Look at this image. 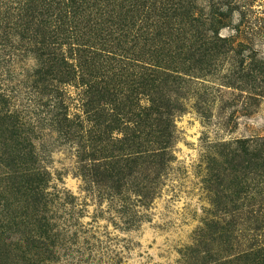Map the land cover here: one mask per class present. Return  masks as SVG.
Wrapping results in <instances>:
<instances>
[{
    "label": "rangeland",
    "instance_id": "1",
    "mask_svg": "<svg viewBox=\"0 0 264 264\" xmlns=\"http://www.w3.org/2000/svg\"><path fill=\"white\" fill-rule=\"evenodd\" d=\"M14 1L0 0V81L14 108L27 112L51 177L45 204L17 212L13 239L36 240L15 250L19 264L23 251L35 264H202L209 253L222 254L212 237L221 234L216 227L232 223L251 232L264 222V173L245 156L248 147L256 146L258 156L264 148V0H185L189 14L164 23L179 36L199 17L191 22L199 38L218 30L224 48L234 50L220 44L205 50L198 41L188 48L193 33L182 48L165 47L180 72L159 87L174 103L171 147L160 158L149 151L157 144L107 146L114 172L96 168L87 132L70 136L53 124L47 97L31 77L37 63L25 52L30 44L12 37L19 22ZM216 13L222 21L214 26ZM143 31L153 36L150 26Z\"/></svg>",
    "mask_w": 264,
    "mask_h": 264
},
{
    "label": "trees",
    "instance_id": "2",
    "mask_svg": "<svg viewBox=\"0 0 264 264\" xmlns=\"http://www.w3.org/2000/svg\"><path fill=\"white\" fill-rule=\"evenodd\" d=\"M184 2H13L19 22L12 27L15 31L12 37L15 35L20 43L30 44L25 52H32L37 63L31 77L47 97L53 124L66 135H74L73 130L89 134L90 159L99 161L96 168L115 171L107 164L110 154L107 146L126 144L134 149L145 143L157 144L159 148L149 150L152 156H167L175 128L171 119L174 103L159 87L179 79L175 74L180 72L171 66L177 59L166 57V46L182 48L180 43H189L193 33L194 40L188 48H195L198 41L205 50L219 49V44L220 49L234 50L224 48L227 39L215 35L218 30H213V36L199 38L202 32L193 30L191 25V22L200 23L199 17L190 18L188 31L180 32L179 36L172 32H177L174 27L164 26L165 22L180 21L189 14ZM216 15L221 16L216 13L211 25H221L222 20ZM146 26L154 30L150 38L152 33L143 31ZM148 41L152 48H147ZM70 87L75 88L74 96ZM144 99L147 104L142 103ZM73 100L77 111L74 115L70 114ZM27 118L26 111L14 108L0 81V264H19L15 250L36 241L13 239L19 223L17 212L21 208L43 206L49 195L51 177L34 143L33 124ZM115 132L122 133L123 137L113 138ZM256 152V146L248 147L245 156L254 159L264 173V148L260 151L263 156ZM218 232H221L218 237H212L220 241L222 254L211 252L207 257L210 260L202 264H264V222L256 224L251 232L232 223L227 228L216 227L214 233ZM23 254L27 257L20 259L25 264H35L29 251Z\"/></svg>",
    "mask_w": 264,
    "mask_h": 264
}]
</instances>
